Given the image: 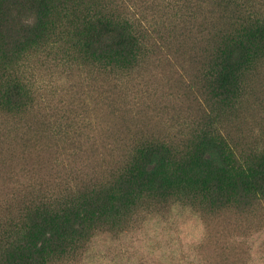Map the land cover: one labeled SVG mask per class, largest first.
Here are the masks:
<instances>
[{
    "label": "rangeland",
    "instance_id": "1",
    "mask_svg": "<svg viewBox=\"0 0 264 264\" xmlns=\"http://www.w3.org/2000/svg\"><path fill=\"white\" fill-rule=\"evenodd\" d=\"M86 1L55 10L43 45L0 72V83L17 77L27 90L18 111L0 102V264L23 245L39 200L65 209L80 191L112 181L141 141L184 154L210 127L237 159L253 162L264 150V49L230 101L214 97L209 75L225 41L264 29V0H104L139 37L137 60L114 69L76 46L71 14ZM168 195L72 233L42 264H264L263 193L228 203Z\"/></svg>",
    "mask_w": 264,
    "mask_h": 264
},
{
    "label": "trees",
    "instance_id": "2",
    "mask_svg": "<svg viewBox=\"0 0 264 264\" xmlns=\"http://www.w3.org/2000/svg\"><path fill=\"white\" fill-rule=\"evenodd\" d=\"M68 1L0 0V72L4 73L10 61L26 49L43 45L51 35L54 11L70 13L69 9L75 8L67 5ZM94 1L84 3V12L71 14L78 20L76 46L104 67L120 68L136 61L140 46L133 22L104 0ZM250 30L225 41L215 53L209 67L214 97L232 100L243 68L264 49V29ZM26 93L17 77L0 83V102L10 110L24 106ZM191 145L181 154L164 141H141L112 181L80 191L65 209L39 200L30 209L23 245L10 249L11 264H42L46 252L65 247L72 233H87L97 223L115 222L125 217L132 205L147 198L160 200L177 192L228 203L257 200L264 194V150L253 162L237 159L226 139L210 127L197 133Z\"/></svg>",
    "mask_w": 264,
    "mask_h": 264
}]
</instances>
